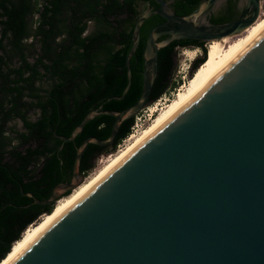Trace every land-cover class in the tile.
Here are the masks:
<instances>
[{
    "label": "water",
    "instance_id": "1",
    "mask_svg": "<svg viewBox=\"0 0 264 264\" xmlns=\"http://www.w3.org/2000/svg\"><path fill=\"white\" fill-rule=\"evenodd\" d=\"M155 1L158 7L142 11L133 24L127 82L120 95L109 97L125 95L141 24L157 13L163 20L146 35L139 98L119 111L101 103L69 136L57 134L70 140L95 114L115 117L107 138L90 135L77 147L71 180L56 183L50 197L36 202L55 203L84 181L78 165L87 144L111 142L121 121L146 105L160 47L178 38L239 33L261 8L260 0H239L235 19L212 22L223 0H202L184 15L166 0ZM9 264H264V29Z\"/></svg>",
    "mask_w": 264,
    "mask_h": 264
},
{
    "label": "trees",
    "instance_id": "2",
    "mask_svg": "<svg viewBox=\"0 0 264 264\" xmlns=\"http://www.w3.org/2000/svg\"><path fill=\"white\" fill-rule=\"evenodd\" d=\"M200 1L174 0L171 6L184 15ZM228 2L225 12L210 17L212 22L237 16L236 0ZM153 7H158L155 0H0V263L31 224L53 212L54 202L35 199L45 200L56 183L71 180L77 147L90 135L107 138L115 117L95 114L70 140L57 134L69 136L101 103L103 109L119 111L139 98L146 35L163 20L157 13L141 24L139 44L130 57L129 88L122 98L109 97L120 95L127 82L124 63L133 24ZM193 40L173 39L159 48L147 103L177 86L172 79L175 44ZM202 50L191 64L192 77L208 60L204 46ZM14 119L22 129L8 125ZM134 119L124 118L111 142L87 144L78 165L83 175L100 155L117 148Z\"/></svg>",
    "mask_w": 264,
    "mask_h": 264
},
{
    "label": "bare ground",
    "instance_id": "3",
    "mask_svg": "<svg viewBox=\"0 0 264 264\" xmlns=\"http://www.w3.org/2000/svg\"><path fill=\"white\" fill-rule=\"evenodd\" d=\"M264 29V16H259L252 24L244 28L239 33L214 38L209 40L208 60L204 65L189 79L188 83L180 89L176 97L159 113V115L139 134L131 133L127 144L113 154L108 161L101 166L88 180L80 182L73 192L55 202L52 213L44 214L38 221L31 224L24 232L22 237L17 240L11 252L0 264H9L22 249L64 208L77 199L90 186L106 174L118 161H120L130 150L150 135L166 119L189 101L198 93L208 82H210L221 70H223L262 30ZM224 40V46L220 47L217 43ZM202 65V64H201ZM200 65V66H201Z\"/></svg>",
    "mask_w": 264,
    "mask_h": 264
},
{
    "label": "rangeland",
    "instance_id": "4",
    "mask_svg": "<svg viewBox=\"0 0 264 264\" xmlns=\"http://www.w3.org/2000/svg\"><path fill=\"white\" fill-rule=\"evenodd\" d=\"M263 1H261V8H260V13L259 16H264V8L262 5ZM92 27V23L89 22L88 24V29ZM209 40L204 41L203 45L206 48L207 53H209V49L207 47V43ZM220 47L224 46V40H219L217 43ZM203 54V50L200 47H183V48H177L176 53L174 56L175 59V70L173 73V78L175 81L178 82L177 86L172 89V92L169 94H163L159 98H157L155 101L146 103L144 105L143 110H141L138 114L140 113H145V111H148V109H155L154 115L152 116V119L148 120L145 126L142 129L136 130L133 134H139L144 128H146L158 115L161 113V111L174 99L177 95V93L182 89L189 81V79L192 77L191 74V68H192V62L194 58L197 56H201ZM209 55V54H208ZM31 117H34L32 112H29ZM8 125H14L15 127L22 129V123L19 119H14L8 122ZM131 135H128V138L126 137L123 142H121V145L119 148H116L113 152L105 155H100L96 161L94 167L88 172V174L84 175V179L88 180L101 166H103L108 159L115 154L119 149L124 147L127 144L128 139L130 138ZM75 188V187H74ZM72 188L70 192L74 191ZM69 192V193H70ZM68 193V194H69ZM66 194V195H68ZM66 195H62L59 198L62 199L66 197ZM62 197V198H61ZM56 201H58V199ZM59 199V200H60ZM55 201V202H56ZM57 203V202H56ZM55 204V203H54Z\"/></svg>",
    "mask_w": 264,
    "mask_h": 264
},
{
    "label": "flooded vegetation",
    "instance_id": "5",
    "mask_svg": "<svg viewBox=\"0 0 264 264\" xmlns=\"http://www.w3.org/2000/svg\"><path fill=\"white\" fill-rule=\"evenodd\" d=\"M167 2H168V5H169V7H171L172 8V6H171V3L174 1V0H166ZM202 1V0H201ZM200 1V2H201ZM229 0H223L220 4H219V6L217 7V9H215L214 11H212L211 12V14H210V17L212 16V15H217L218 13H220V12H225L227 9H228V7H229V2H228ZM238 1L239 0H236V3H235V9H237V10H239V13L237 14V16L240 14V8H239V6H238ZM260 1H263V0H260ZM173 9V8H172ZM236 16V17H237ZM235 17V18H236ZM163 18V17H162ZM234 18V19H235ZM160 22V21H159ZM180 39H187V38H178V40H180ZM203 43H204V40H197V39H194L193 41H191V42H187V41H185V42H181V41H179V42H177L176 44H175V47L176 48H183V47H200L201 49H202V47L204 46L203 45Z\"/></svg>",
    "mask_w": 264,
    "mask_h": 264
},
{
    "label": "built area",
    "instance_id": "6",
    "mask_svg": "<svg viewBox=\"0 0 264 264\" xmlns=\"http://www.w3.org/2000/svg\"><path fill=\"white\" fill-rule=\"evenodd\" d=\"M170 92H172V90H170L167 93L169 94ZM143 108L144 106L135 114V119H134L133 124L131 125L130 133L128 135H130L131 133H134L138 129H142L147 123V121L152 119L155 109H148V111H145V113L138 114L141 110H143ZM128 135L126 137H128ZM125 138H123L121 142H123ZM121 142L117 144V148L120 147Z\"/></svg>",
    "mask_w": 264,
    "mask_h": 264
}]
</instances>
